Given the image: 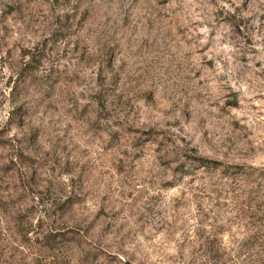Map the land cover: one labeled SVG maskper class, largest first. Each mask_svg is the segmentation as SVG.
<instances>
[{"label": "rangeland", "instance_id": "374dc122", "mask_svg": "<svg viewBox=\"0 0 264 264\" xmlns=\"http://www.w3.org/2000/svg\"><path fill=\"white\" fill-rule=\"evenodd\" d=\"M248 203L264 0H0V264H234Z\"/></svg>", "mask_w": 264, "mask_h": 264}, {"label": "trees", "instance_id": "16d2710c", "mask_svg": "<svg viewBox=\"0 0 264 264\" xmlns=\"http://www.w3.org/2000/svg\"><path fill=\"white\" fill-rule=\"evenodd\" d=\"M198 159L202 163V165L212 163L210 160H206L203 158ZM248 210L251 211L252 218L254 219V221L250 222L251 228L250 233L248 235V241L244 239L243 242L239 241L238 243V250H236L238 254L234 257V264H239V262L241 264H264V258H259L260 253H258L257 249L253 247L259 239H261L262 242V244L260 245L264 247V204L257 203V205L255 206V204L252 205V203H248ZM259 213H261V215H259ZM63 237L64 235H61V238ZM57 238L58 237H55V239L49 241H56Z\"/></svg>", "mask_w": 264, "mask_h": 264}]
</instances>
